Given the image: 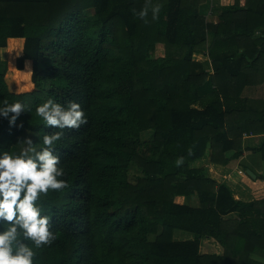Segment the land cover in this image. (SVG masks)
I'll use <instances>...</instances> for the list:
<instances>
[{
	"label": "trees",
	"instance_id": "1",
	"mask_svg": "<svg viewBox=\"0 0 264 264\" xmlns=\"http://www.w3.org/2000/svg\"><path fill=\"white\" fill-rule=\"evenodd\" d=\"M209 1L149 0L146 23L134 14L145 0H0V102L30 109L23 128L0 117V153L24 136L39 151L60 131L35 113L48 99L88 120L53 145L69 187L38 201L57 239L28 242L34 264H264V199L236 200L191 167L208 149L227 166L245 135H264V98L243 95L264 84V0H221L218 22L202 13ZM206 239L224 252L203 253Z\"/></svg>",
	"mask_w": 264,
	"mask_h": 264
},
{
	"label": "clouds",
	"instance_id": "2",
	"mask_svg": "<svg viewBox=\"0 0 264 264\" xmlns=\"http://www.w3.org/2000/svg\"><path fill=\"white\" fill-rule=\"evenodd\" d=\"M149 0H145L143 8L134 13L147 23ZM162 6H151L153 20L158 19ZM0 107V117L9 121L10 127L23 128L17 120L30 109L21 102L9 103L7 99ZM35 113L42 118L45 124L53 131L43 136L44 147L36 150L35 141L31 136L18 138V143L24 145L17 153H0V264H34L35 249L50 247L57 239L51 231V220L42 214L38 206L41 195L49 191H61L69 187L65 179L63 167L60 166V157L55 155L53 145L62 139L64 129L79 130L86 125L85 112L81 105L69 101L66 106L48 99L36 106ZM189 149V155H192ZM184 158L177 160L181 166Z\"/></svg>",
	"mask_w": 264,
	"mask_h": 264
},
{
	"label": "crops",
	"instance_id": "3",
	"mask_svg": "<svg viewBox=\"0 0 264 264\" xmlns=\"http://www.w3.org/2000/svg\"><path fill=\"white\" fill-rule=\"evenodd\" d=\"M214 1L210 0L206 4H203L201 8H205L202 11L203 14H206L209 21L218 22L219 17L217 15H213L211 11V7L214 5ZM207 11V13H206ZM264 87L263 85L259 86H250L247 87L249 89H258L260 87ZM257 93V92H256ZM264 93V91H263ZM244 96L253 97L250 95H246L245 91L243 93ZM253 98H264L263 97H253ZM264 144V135H245L244 136V151L243 155L233 162H231L227 166H223L218 163H213L211 161V153L210 149L207 150L206 156L202 159L196 160L191 164L193 168H205L208 174L226 185L232 192L233 197L236 200H241L244 202H250L254 200H262L264 199V180L257 178L252 179L247 173L246 169H251L257 177L264 175V158L262 152L259 148ZM217 172L214 173L213 169ZM229 176H233L234 181L229 178ZM236 189L240 191L241 196L236 197L235 191ZM234 217L231 215L230 218ZM214 241V240H210ZM202 245L201 247H203ZM218 246L222 248V246L218 243ZM203 252V251H202ZM224 252V250H223ZM223 252H214L217 254H222ZM210 253V252H203ZM264 261V259H262Z\"/></svg>",
	"mask_w": 264,
	"mask_h": 264
},
{
	"label": "rangeland",
	"instance_id": "4",
	"mask_svg": "<svg viewBox=\"0 0 264 264\" xmlns=\"http://www.w3.org/2000/svg\"><path fill=\"white\" fill-rule=\"evenodd\" d=\"M215 4H219L221 0H213ZM206 8V7H205ZM205 8H201L202 11H204ZM207 13V11H206ZM201 59H202V56H201ZM205 60V59H204ZM204 65H205V68L209 69L210 68V63L209 61H204ZM264 87H260L258 89H249V88H246L245 89V94L246 95H250V96H253V97H263L264 93ZM257 92V93H256ZM143 138H147L149 139L150 138V135H145ZM207 153V152H206ZM128 173H129V179L131 182L135 183L137 182L138 180V177L142 176L143 175V171L141 168H139L138 166L136 165H132L129 169H128ZM186 203L187 204H190V205H198V200L197 198H186L185 199ZM189 235L187 233H184V232H176L175 233V238L176 239H186L188 238ZM204 245L203 247H201V251L203 252H210V253H214V252H223V248H220L218 246V243L216 241H210V240H203L202 241V244L201 246Z\"/></svg>",
	"mask_w": 264,
	"mask_h": 264
},
{
	"label": "water",
	"instance_id": "5",
	"mask_svg": "<svg viewBox=\"0 0 264 264\" xmlns=\"http://www.w3.org/2000/svg\"><path fill=\"white\" fill-rule=\"evenodd\" d=\"M246 173L252 178V179H257V175L251 170V169H246Z\"/></svg>",
	"mask_w": 264,
	"mask_h": 264
}]
</instances>
